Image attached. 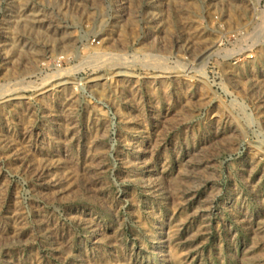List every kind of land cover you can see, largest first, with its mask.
Segmentation results:
<instances>
[{
  "label": "rangeland",
  "instance_id": "rangeland-1",
  "mask_svg": "<svg viewBox=\"0 0 264 264\" xmlns=\"http://www.w3.org/2000/svg\"><path fill=\"white\" fill-rule=\"evenodd\" d=\"M0 264H264V0H0Z\"/></svg>",
  "mask_w": 264,
  "mask_h": 264
}]
</instances>
